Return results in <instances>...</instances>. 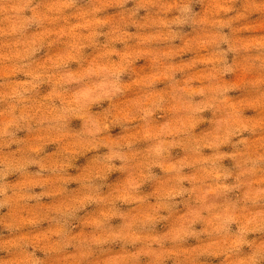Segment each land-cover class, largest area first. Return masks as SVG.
<instances>
[{"label":"clouds","instance_id":"9594fccd","mask_svg":"<svg viewBox=\"0 0 264 264\" xmlns=\"http://www.w3.org/2000/svg\"><path fill=\"white\" fill-rule=\"evenodd\" d=\"M213 261L264 264V0H0V264Z\"/></svg>","mask_w":264,"mask_h":264},{"label":"rangeland","instance_id":"374dc122","mask_svg":"<svg viewBox=\"0 0 264 264\" xmlns=\"http://www.w3.org/2000/svg\"><path fill=\"white\" fill-rule=\"evenodd\" d=\"M198 7H199V6H197V8H198ZM110 11H113V10H110ZM255 18H256V17H253V19H255ZM245 35H247V34H245ZM187 58H188V57H185V59H187ZM140 63H143V62L141 61ZM73 67H75V65H73ZM234 95H236V94L234 93ZM78 124H79V122H74V126H77V127H78ZM116 131H119V130L117 129ZM21 135H22V133H21ZM49 150H51V148H50ZM80 163H83V160H81ZM226 163L230 164V162H227V161H226ZM157 171H158V170H157ZM10 179H11V180H15L16 177H11ZM113 179H115V176L113 177ZM38 190H39V189H37V191H38ZM146 190H147V189H146ZM113 223H114V224H115V223H119V221H114ZM189 243L191 244V243H195V242H194V241H189ZM116 250H118V246H117ZM212 264H218V262L213 261Z\"/></svg>","mask_w":264,"mask_h":264}]
</instances>
